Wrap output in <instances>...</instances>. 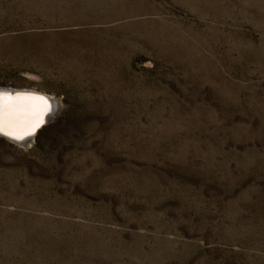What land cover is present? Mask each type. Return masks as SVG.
I'll return each mask as SVG.
<instances>
[{"label": "rangeland", "instance_id": "obj_1", "mask_svg": "<svg viewBox=\"0 0 264 264\" xmlns=\"http://www.w3.org/2000/svg\"><path fill=\"white\" fill-rule=\"evenodd\" d=\"M0 87V264H264V0H0Z\"/></svg>", "mask_w": 264, "mask_h": 264}, {"label": "snow or ice", "instance_id": "obj_2", "mask_svg": "<svg viewBox=\"0 0 264 264\" xmlns=\"http://www.w3.org/2000/svg\"><path fill=\"white\" fill-rule=\"evenodd\" d=\"M52 109V103L45 96L0 90V135L23 140L44 124Z\"/></svg>", "mask_w": 264, "mask_h": 264}, {"label": "bare ground", "instance_id": "obj_3", "mask_svg": "<svg viewBox=\"0 0 264 264\" xmlns=\"http://www.w3.org/2000/svg\"><path fill=\"white\" fill-rule=\"evenodd\" d=\"M12 88H14L15 90L25 89V88H17V87H12ZM0 89L5 91V90H7V87L6 88L5 87H0ZM28 90L34 91V92H32L34 94L41 95V96H45V94H43V92H41V91H38V90H35V89H31V88H28ZM45 97L50 98V96H48V94ZM51 103L53 105V109H52L51 113L48 114L47 121L50 120L49 119L50 117L52 118V114L57 113V112H59L62 109V102H61V100H56V98L53 97V98H51ZM42 127H44V125ZM6 130H7V126H6ZM39 130L37 131V133L39 132ZM27 140L29 141L30 139H27Z\"/></svg>", "mask_w": 264, "mask_h": 264}, {"label": "water", "instance_id": "obj_4", "mask_svg": "<svg viewBox=\"0 0 264 264\" xmlns=\"http://www.w3.org/2000/svg\"><path fill=\"white\" fill-rule=\"evenodd\" d=\"M6 88V87H5ZM1 90V89H0ZM6 92H10V93H12V94H15V93H17V92H26V93H32V92H34V91H32V90H28V88H25V89H22V90H15L14 88H12V87H10V88H8L7 87V90H5ZM39 93V92H38ZM41 94V93H40ZM43 94H45V93H43ZM47 94H45V96H46ZM49 96V95H48ZM51 98L52 97H50V98H48V100L51 102ZM47 117H48V115H47ZM47 117L45 118V121L47 120ZM48 122V121H47ZM3 136H5V135H3ZM5 137H7V138H9L8 136H5ZM31 138H33V137H26L25 139H23V140H18V139H13V138H9V139H11V140H14V141H17V142H22V143H25V142H28V140L27 139H31Z\"/></svg>", "mask_w": 264, "mask_h": 264}]
</instances>
